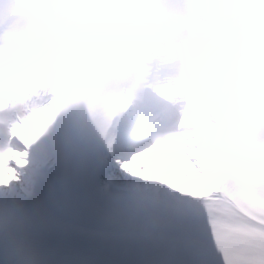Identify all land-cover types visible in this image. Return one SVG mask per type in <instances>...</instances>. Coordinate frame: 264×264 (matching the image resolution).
<instances>
[{
	"label": "snow or ice",
	"instance_id": "snow-or-ice-1",
	"mask_svg": "<svg viewBox=\"0 0 264 264\" xmlns=\"http://www.w3.org/2000/svg\"><path fill=\"white\" fill-rule=\"evenodd\" d=\"M0 103L6 264H264V123L209 136L134 112ZM183 128V122H181Z\"/></svg>",
	"mask_w": 264,
	"mask_h": 264
},
{
	"label": "bare ground",
	"instance_id": "bare-ground-1",
	"mask_svg": "<svg viewBox=\"0 0 264 264\" xmlns=\"http://www.w3.org/2000/svg\"><path fill=\"white\" fill-rule=\"evenodd\" d=\"M152 28L157 53L151 78L153 89L181 109L179 131L197 129L211 136L217 116L221 112L227 116L231 98L253 81L241 67L246 53V30H233L209 44L200 41L202 31L193 21H153ZM184 31H189L187 38L178 41L177 35ZM57 58V44L51 40L40 48L24 72L7 70L0 78V90L19 83L48 81L54 77ZM178 64L182 67L176 72L174 67ZM218 71L216 93L203 97L201 84L205 76Z\"/></svg>",
	"mask_w": 264,
	"mask_h": 264
},
{
	"label": "clouds",
	"instance_id": "clouds-1",
	"mask_svg": "<svg viewBox=\"0 0 264 264\" xmlns=\"http://www.w3.org/2000/svg\"><path fill=\"white\" fill-rule=\"evenodd\" d=\"M14 6L13 0H0V17H3L9 24L16 23L22 19L13 13Z\"/></svg>",
	"mask_w": 264,
	"mask_h": 264
}]
</instances>
